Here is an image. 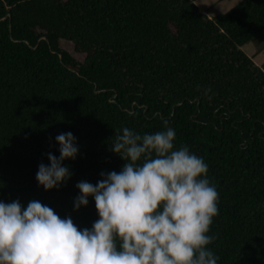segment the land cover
Here are the masks:
<instances>
[{
  "label": "trees",
  "instance_id": "trees-1",
  "mask_svg": "<svg viewBox=\"0 0 264 264\" xmlns=\"http://www.w3.org/2000/svg\"><path fill=\"white\" fill-rule=\"evenodd\" d=\"M264 31V0L214 16L194 0H0V201L37 200L78 228L98 219L93 185L125 161L123 127L175 130L218 193L207 246L217 264H264V64L242 46ZM71 132L70 178L35 179L55 136Z\"/></svg>",
  "mask_w": 264,
  "mask_h": 264
},
{
  "label": "clouds",
  "instance_id": "clouds-1",
  "mask_svg": "<svg viewBox=\"0 0 264 264\" xmlns=\"http://www.w3.org/2000/svg\"><path fill=\"white\" fill-rule=\"evenodd\" d=\"M144 133L123 127L110 150L125 163L101 172L95 185L79 181L73 209L92 197L98 219L78 228L33 199L0 201V264H217L207 247L218 193L208 165L186 145L174 147L175 130ZM59 156L47 153L35 175L45 190L70 178L66 159L78 153L71 132L55 136Z\"/></svg>",
  "mask_w": 264,
  "mask_h": 264
},
{
  "label": "rangeland",
  "instance_id": "rangeland-1",
  "mask_svg": "<svg viewBox=\"0 0 264 264\" xmlns=\"http://www.w3.org/2000/svg\"><path fill=\"white\" fill-rule=\"evenodd\" d=\"M240 0H221L216 2L215 0H196L195 3L199 9H208L206 14L214 16L220 13H224L234 7ZM262 38H264V31L261 36L253 41H249L242 46V50L251 56L256 64L261 63L264 57V46L262 43ZM258 50L259 52H255ZM256 53V54H255Z\"/></svg>",
  "mask_w": 264,
  "mask_h": 264
},
{
  "label": "crops",
  "instance_id": "crops-1",
  "mask_svg": "<svg viewBox=\"0 0 264 264\" xmlns=\"http://www.w3.org/2000/svg\"><path fill=\"white\" fill-rule=\"evenodd\" d=\"M195 1H196V0H194V2H195ZM215 1H216V2H220L221 0H215ZM207 10H208V9H205V10H203L202 8L200 9V11L203 12V13H205V14H206ZM207 15H208V14H207ZM209 16H210V15H209ZM261 41H262L263 46H264V38H262ZM263 48H264V47H263ZM255 52L257 53V52H259V51L256 50ZM256 53H255V54H256ZM263 64H264V57H263L261 63H259L258 65H263Z\"/></svg>",
  "mask_w": 264,
  "mask_h": 264
}]
</instances>
